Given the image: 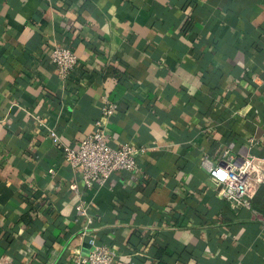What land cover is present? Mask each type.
I'll return each instance as SVG.
<instances>
[{
    "label": "crops",
    "instance_id": "0c3cea01",
    "mask_svg": "<svg viewBox=\"0 0 264 264\" xmlns=\"http://www.w3.org/2000/svg\"><path fill=\"white\" fill-rule=\"evenodd\" d=\"M105 100L109 145L142 151L88 189L48 132L76 147ZM222 149L264 167V0H0V264H72L93 237L115 264H264V182L231 210L199 163Z\"/></svg>",
    "mask_w": 264,
    "mask_h": 264
},
{
    "label": "built area",
    "instance_id": "2783aa9c",
    "mask_svg": "<svg viewBox=\"0 0 264 264\" xmlns=\"http://www.w3.org/2000/svg\"><path fill=\"white\" fill-rule=\"evenodd\" d=\"M49 58L54 65L57 77L65 80L77 65V56L68 47L54 45ZM113 101L105 100L100 108V117L95 120L93 130L87 134L76 147L66 146L55 130H49L48 137L60 148L64 161L74 172L81 176L85 188H99L111 176L120 172L133 173L138 168L137 155L142 149L123 143L112 147L108 143V135L104 119L116 111ZM250 146L254 145L252 139ZM201 167L206 171L213 183L217 196L227 202L231 210H240L250 204L249 186L264 182V167L256 161L252 154L238 155L229 149H222L218 158L202 155L199 159ZM76 210L87 213V209L79 202ZM91 223V218L88 219ZM92 248L86 255L78 252L72 264H115V250L104 243L91 240Z\"/></svg>",
    "mask_w": 264,
    "mask_h": 264
},
{
    "label": "trees",
    "instance_id": "16d2710c",
    "mask_svg": "<svg viewBox=\"0 0 264 264\" xmlns=\"http://www.w3.org/2000/svg\"><path fill=\"white\" fill-rule=\"evenodd\" d=\"M260 190H261V188L258 189L256 195L260 194Z\"/></svg>",
    "mask_w": 264,
    "mask_h": 264
},
{
    "label": "water",
    "instance_id": "95a60500",
    "mask_svg": "<svg viewBox=\"0 0 264 264\" xmlns=\"http://www.w3.org/2000/svg\"><path fill=\"white\" fill-rule=\"evenodd\" d=\"M90 248H92V246H90Z\"/></svg>",
    "mask_w": 264,
    "mask_h": 264
}]
</instances>
